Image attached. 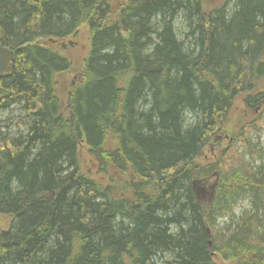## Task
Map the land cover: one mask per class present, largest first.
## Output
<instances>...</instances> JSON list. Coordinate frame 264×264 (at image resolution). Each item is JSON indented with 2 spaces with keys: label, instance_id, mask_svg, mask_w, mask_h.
<instances>
[{
  "label": "trees",
  "instance_id": "1",
  "mask_svg": "<svg viewBox=\"0 0 264 264\" xmlns=\"http://www.w3.org/2000/svg\"><path fill=\"white\" fill-rule=\"evenodd\" d=\"M208 3L0 0L13 51L0 78V214L12 218L0 264H264V165L245 159L264 157L248 138L264 123L237 133L244 153L197 161L220 145L236 98L264 106V0ZM82 26L89 52L62 101L57 77L73 65L53 41Z\"/></svg>",
  "mask_w": 264,
  "mask_h": 264
},
{
  "label": "rangeland",
  "instance_id": "2",
  "mask_svg": "<svg viewBox=\"0 0 264 264\" xmlns=\"http://www.w3.org/2000/svg\"><path fill=\"white\" fill-rule=\"evenodd\" d=\"M208 7H213L214 5H220L223 0H209ZM175 30L178 38L181 40L183 38V34L185 32L184 25L180 18L176 19ZM89 31L86 26H82L78 29V32L73 36H69L63 40H55L53 41V46L60 53L67 56L73 65L72 70L67 73H62L58 75L57 80V96L62 100L66 101V97L68 95V91L71 89L74 81H77V73L79 68L81 67L83 59L87 56L90 48V39H89ZM257 89L264 91V79L259 80L257 82ZM65 104V102H63ZM67 108V107H66ZM64 108L62 110L63 114H67V109ZM7 113L5 120L10 123L11 132H15L16 121L18 114L16 111ZM4 117V116H3ZM256 122L264 123V106L256 111L248 110L245 105L242 97H238L235 99L232 110L229 115L228 124L226 126L227 133L222 135L220 140V145L214 146L213 143L209 144L203 150L201 156L197 159V161L201 162V164H211V162H216L219 160L220 156L231 146L238 147V151L244 153V149L236 140V135L240 130H247L249 126L256 124ZM253 127V126H252ZM248 138L252 144H255L257 149L264 150V125L255 127V130L248 135ZM230 145V146H229ZM80 163L82 170L85 173H88L91 177L94 176L95 168L94 161L87 152L86 148H80ZM264 156V155H263ZM245 159L253 161L255 164H259L262 162L264 165V157L260 160L258 157L254 156L253 160L245 154ZM214 179H211L207 185L213 184ZM249 208V201L247 199L239 201L231 213L226 214L225 216H219L216 219L217 230H220L224 227V225L228 224L229 216H233L234 218L238 217L240 213ZM12 218L7 215L0 214V231L5 230L9 227ZM213 260L216 264H234L232 261L223 260L219 254H214Z\"/></svg>",
  "mask_w": 264,
  "mask_h": 264
},
{
  "label": "water",
  "instance_id": "3",
  "mask_svg": "<svg viewBox=\"0 0 264 264\" xmlns=\"http://www.w3.org/2000/svg\"><path fill=\"white\" fill-rule=\"evenodd\" d=\"M13 59V51L0 44V78L10 75V64Z\"/></svg>",
  "mask_w": 264,
  "mask_h": 264
}]
</instances>
